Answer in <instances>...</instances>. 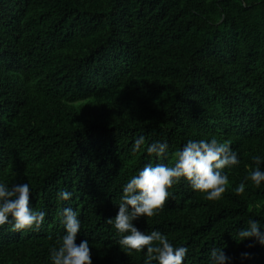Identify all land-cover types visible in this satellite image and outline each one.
<instances>
[{"label": "trees", "instance_id": "trees-1", "mask_svg": "<svg viewBox=\"0 0 264 264\" xmlns=\"http://www.w3.org/2000/svg\"><path fill=\"white\" fill-rule=\"evenodd\" d=\"M140 136L144 148L166 142L167 157L133 152ZM212 138L239 160L223 170L222 198L181 178L134 226L187 247L183 264H210L213 248L228 264H264V245L237 236L252 219L264 233V182L245 180L255 156L264 171V0H0V183H28L30 206L45 213L39 229L14 230L11 217L0 226V264H51L65 207L92 264H145L146 248L122 249L106 222L122 187Z\"/></svg>", "mask_w": 264, "mask_h": 264}, {"label": "clouds", "instance_id": "clouds-1", "mask_svg": "<svg viewBox=\"0 0 264 264\" xmlns=\"http://www.w3.org/2000/svg\"><path fill=\"white\" fill-rule=\"evenodd\" d=\"M145 137L135 139L133 152L146 150L149 156L167 157L169 146L166 142L155 141L146 146ZM257 165L249 171L245 180H251L255 186L264 182V171L259 165L261 157L255 156ZM239 163L236 152L227 142L211 140H189L182 149L175 152L171 165L157 163L145 165L138 174L132 176L122 187V196L118 204V213L106 222L113 225L121 235L118 244L128 252H141L146 248L145 264L157 261L158 264H183L188 252L187 247H174L168 238L157 230L149 234L141 232L133 221L140 217H154L163 210L169 198V189L186 179L194 191L205 194L207 200H218L226 192L229 177L223 171ZM245 183L241 182L235 193L245 192ZM31 189L28 183L8 186L0 183V226L9 223V217L14 230L20 231L35 227L39 229L44 222L45 213L33 210L30 202ZM72 193L66 190L58 192V199L67 201ZM65 226V234L58 246L50 249L51 264H92L91 249L87 240L76 243L81 229V221L77 212L71 207H65L60 213ZM260 222L252 219L247 227L240 229L237 236L240 240L255 239L264 245V233L260 231ZM247 255V254H243ZM210 264H228L230 257L222 248H213L210 252Z\"/></svg>", "mask_w": 264, "mask_h": 264}]
</instances>
